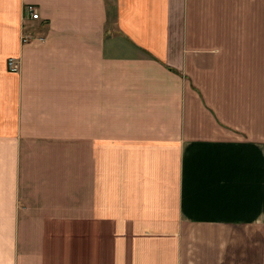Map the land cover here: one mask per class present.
<instances>
[{"label": "crops", "instance_id": "1", "mask_svg": "<svg viewBox=\"0 0 264 264\" xmlns=\"http://www.w3.org/2000/svg\"><path fill=\"white\" fill-rule=\"evenodd\" d=\"M0 264H264V0H0Z\"/></svg>", "mask_w": 264, "mask_h": 264}, {"label": "built area", "instance_id": "2", "mask_svg": "<svg viewBox=\"0 0 264 264\" xmlns=\"http://www.w3.org/2000/svg\"><path fill=\"white\" fill-rule=\"evenodd\" d=\"M24 17L25 18H30V19H38L39 18V13L36 9V7L33 4H27L24 6ZM22 40L23 41H29L30 37L29 35H22ZM42 39V38H40ZM7 68L9 69V71H18L19 69V62L18 60L14 59V58H8L7 59Z\"/></svg>", "mask_w": 264, "mask_h": 264}]
</instances>
